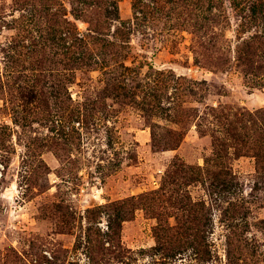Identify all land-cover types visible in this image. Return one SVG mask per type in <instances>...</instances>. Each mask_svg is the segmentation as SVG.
<instances>
[{
	"label": "rangeland",
	"instance_id": "rangeland-1",
	"mask_svg": "<svg viewBox=\"0 0 264 264\" xmlns=\"http://www.w3.org/2000/svg\"><path fill=\"white\" fill-rule=\"evenodd\" d=\"M0 0V264H264V0Z\"/></svg>",
	"mask_w": 264,
	"mask_h": 264
},
{
	"label": "trees",
	"instance_id": "trees-1",
	"mask_svg": "<svg viewBox=\"0 0 264 264\" xmlns=\"http://www.w3.org/2000/svg\"><path fill=\"white\" fill-rule=\"evenodd\" d=\"M245 1V0H244ZM249 2H252V0H250ZM240 0H231V4L235 9H238L240 7Z\"/></svg>",
	"mask_w": 264,
	"mask_h": 264
}]
</instances>
